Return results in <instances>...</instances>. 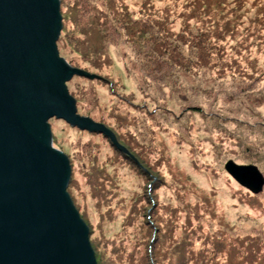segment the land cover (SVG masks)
Masks as SVG:
<instances>
[{"label": "rangeland", "instance_id": "obj_1", "mask_svg": "<svg viewBox=\"0 0 264 264\" xmlns=\"http://www.w3.org/2000/svg\"><path fill=\"white\" fill-rule=\"evenodd\" d=\"M141 1L144 0H127L126 2L131 7L140 5ZM152 1L163 4L165 0ZM165 3H173V0H166ZM61 10L60 3V13ZM184 11V8L180 7L179 12ZM254 14L255 10L252 9L247 17L252 18ZM183 15L181 13L176 20L171 21L170 28L173 32L180 33L184 28L189 29ZM61 16L63 26L62 13ZM244 20L243 18L242 22ZM189 23L193 29L196 28L194 19L189 20ZM242 30L247 31L245 27H242ZM67 31L63 34L61 32L60 35L64 37L65 44L72 41L70 31ZM247 32V35H240V39L245 37L249 39V36L255 39L253 31ZM254 39V44L261 45ZM118 42L115 44L110 42V62L109 64L107 62V66L104 65L101 71L92 69L91 65L77 58L75 65L78 64V66H72L73 68L81 71L89 69L87 73L99 77L75 76L70 84L67 83V88L76 101L78 115L102 125L100 120H107L110 127H113L118 134L130 138L128 142L132 147L143 157L148 158L152 165L162 162L159 172L164 180L156 192L157 206L155 207L162 222L161 228L169 235V238H173V241H179L184 231L191 228L195 231L191 239L194 250L202 245L200 231L205 234L212 233L218 241H221V237L225 235L230 237L229 241L234 236L254 235L264 238V191L257 198L249 196V191L240 186L225 170V164L229 160H234L238 164H254L264 174V135H257V132L252 131L251 139L247 133L249 131H245L249 136L245 138L248 140L246 146H249L250 150L245 148L248 151L240 149L231 151L232 143H227L230 146L217 144L213 134L207 132L212 124L210 110H219L221 104L227 101L229 106L243 101L244 108L240 110V119L253 122V117L257 114L252 109L263 99L259 98L261 93L256 91L258 94H254L248 103L245 97L239 101L237 93L225 94V90L219 87V81L228 83L229 79L219 80L221 76L217 78L215 72L207 70L194 71L195 75L190 77L189 73L182 69L179 71L183 79L178 84L180 88L177 90L172 88L170 82L166 84L161 91L162 95L159 96L157 94L161 86L154 82L153 85L150 84L151 78H148V84L144 85L140 79L142 74L138 69L134 51L127 46L118 45ZM240 42L242 40L236 39L233 43ZM70 47L67 45L64 51L58 46L60 56L68 60L67 62L77 57L68 54L72 52ZM250 52L252 50L248 48V51L243 53L246 60L251 56ZM226 55L229 54L226 53ZM228 62L231 64L230 60ZM263 64L264 62L260 61L256 69H249L250 65L249 68L243 64L241 66L244 72L249 74L248 76L256 74L254 82H263L264 79L262 81L260 78L262 77L260 74L264 72ZM153 75L156 76V73ZM112 82L116 84L113 93L110 91ZM246 83L249 84L252 81L247 80ZM263 86L264 83L261 84V87ZM82 87L87 93L90 92L91 96L80 103V100L74 96V91ZM143 87L150 94H143ZM151 91L158 97L160 107L168 110L169 119L165 120L155 113H150L155 108ZM196 92L204 93V95L198 97L195 94L193 98L187 96L189 93ZM124 99L130 100L131 103L125 102ZM115 107L121 109L120 113L129 118L126 122L134 118H138L137 121H132V126L128 128L114 124L116 118L113 116L118 113L115 112ZM194 107L202 108L204 115L201 116ZM261 111L260 116L264 117V109ZM50 126L52 136L55 138L54 148L64 153L69 161H73L71 178L73 176L75 179V186L72 188L74 199H72V193H69L70 182L67 192L81 219L92 233L90 242L97 264H114L116 260H119L113 253L114 249H118L119 254L122 255L134 252L135 259L141 257L146 249L144 244L147 241V238H144L146 229L142 227L143 208L147 209L146 205H148L146 201L148 193L144 192L142 182L144 178L140 177L142 174L134 170L125 157L118 155L117 151L120 149L115 151L108 141L110 138L103 133L83 131L57 119H52ZM105 128L112 132L118 143L121 142L120 144L127 149L117 134L110 128ZM241 137L244 138L242 135ZM234 156L243 159L244 162L236 161ZM96 174L114 177L116 187L111 189V186L106 184V189L112 190V193L117 196L116 199L98 202L99 192L95 186L98 188L100 186L93 178ZM147 179L146 182H148ZM138 194L140 198L137 197ZM150 201L153 202L151 199ZM97 245L99 250L96 249ZM110 255L112 258L108 263Z\"/></svg>", "mask_w": 264, "mask_h": 264}, {"label": "trees", "instance_id": "obj_2", "mask_svg": "<svg viewBox=\"0 0 264 264\" xmlns=\"http://www.w3.org/2000/svg\"><path fill=\"white\" fill-rule=\"evenodd\" d=\"M126 1L60 0L64 26L62 34L69 30L72 41L65 44L64 37L60 36L57 44L64 51L67 45H70L72 52L68 54L77 56L76 59H72L68 63L77 67L78 64L75 65V61L80 58L83 63L91 65L92 69L101 71L104 65L107 66V62L108 64L110 62V42L115 44L119 41L118 45L127 46L131 51H134L138 69L142 74L140 79L144 85H147V79L151 78L150 84L153 85L154 82L161 86L162 89L159 88L157 94L159 96L162 95L161 91L164 90L166 84L170 82L172 88L176 90L180 88L178 84L183 79L179 71L182 69V71L189 73L190 77L195 75L194 71L207 70L215 72L217 78L221 76L219 80L226 81L229 79L228 83L219 81V87L225 90V94L227 92L237 93L239 101L245 97L248 103L254 94L260 92L259 98L263 99L260 100L259 105L252 109L257 114L256 117H253V122L240 119V110L244 108L243 101L230 106L229 101L223 102L219 110H210L209 112L212 114V124L208 127L207 132L213 134L217 144L224 146L232 143L231 151L234 149L250 150L249 146H246L248 140L245 138L249 137L246 132L249 131L247 133L250 138H253V132H257V135H264V117L260 116L261 110L264 109V86L261 87V84L264 83V72L260 74L263 82H254L256 74L248 76L249 74L244 72L241 64L248 68L250 65L251 68L249 69H256L260 61L264 62V5H261L264 4V0H173V3H165V0L163 4L144 0L140 2L139 7L137 5L131 6L133 9L129 7ZM180 7L185 10L181 13L184 14L183 17L185 21L187 20L189 29L184 28L182 32L175 33L170 28V24L181 14L179 12ZM252 9L255 10V14L252 18H248L247 15ZM243 18L245 20L242 22ZM191 19L195 20V29L189 23ZM242 27H245L247 31H253L256 40L252 36H249V39L246 37L240 39V35H247L248 33L243 31ZM236 39L242 40V42L233 43ZM253 39L261 45L254 44ZM262 45L263 48H261ZM248 48H251L252 52H250L249 59L246 60L243 53L247 52ZM229 60L231 64H229ZM262 66L264 67V64ZM153 73H156V76ZM247 80L252 81V83H246ZM110 84V91L113 93L116 84L113 82ZM142 89H144L143 94H150L145 87ZM70 93L72 95L71 91ZM89 93L82 87L74 91V96L80 100V103H83L91 96ZM151 93L154 102L151 101L155 104V108L150 113H155L165 120L169 119L168 110L165 107H160L158 97L155 96L154 92L151 91ZM195 94L198 97L204 95V93L196 92L189 93L187 96L193 98ZM124 101L131 103L127 99ZM194 109L199 111L201 116L204 115L202 108L194 107ZM114 110L118 113L113 116L116 118V123L114 120L113 122L118 126L128 128L132 126V121L138 119L134 118L126 122L129 118L120 113L121 109L115 107ZM101 122L117 134L119 140L127 147L128 150H126L130 155L119 150L114 144L112 145V141L108 139L110 146L115 151H120H117L118 155L125 157L129 165L139 174H142L140 177L145 179L142 180L144 192L148 193L146 194L148 205H146L147 209L143 208L144 223L142 225L146 229V236L144 237L147 238L144 244L146 249L137 259H135L134 252L123 253L122 255L119 254L118 249H114L113 253L119 258L116 260L117 264H138V261L139 264H264V238L261 236H234L229 241L230 237L225 235L221 237V241H218L212 233L205 234L200 231L202 245L196 250L191 244V239L195 235V231L191 228L184 231L183 237L179 241H173V238H169V235L161 228L162 222L155 210L157 206L156 192L164 180L159 172L162 168V162L152 165L148 158L143 157L132 147L128 142L130 138L118 134L113 127H110L107 120H100ZM53 140L55 141L54 137ZM245 148L249 149L246 150ZM234 157L236 161L244 162L243 159ZM70 164L73 172L72 160H70ZM93 178L100 186L98 188L94 185L99 192L98 202H108L109 199L117 198L112 190L106 189V184H109L111 189L116 187L113 176L96 174ZM74 184L75 179L72 176L69 186L72 199H74L72 190ZM248 195L253 198L258 197V195H252L249 192ZM137 197L140 198L139 194ZM84 215L86 216V213ZM89 234L92 235L90 231ZM96 249L99 250L98 245ZM110 258L112 255H110L108 263H110Z\"/></svg>", "mask_w": 264, "mask_h": 264}, {"label": "water", "instance_id": "obj_3", "mask_svg": "<svg viewBox=\"0 0 264 264\" xmlns=\"http://www.w3.org/2000/svg\"><path fill=\"white\" fill-rule=\"evenodd\" d=\"M62 28L59 0H0V264H97L67 192L71 164L53 146L52 119L103 133L130 155L102 124L77 114L67 83L99 76L60 56ZM225 170L263 192L258 166L229 160Z\"/></svg>", "mask_w": 264, "mask_h": 264}]
</instances>
